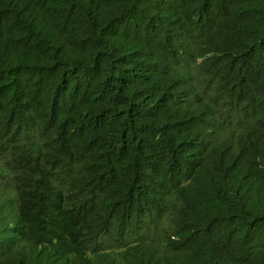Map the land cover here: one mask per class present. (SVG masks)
Segmentation results:
<instances>
[{
	"label": "trees",
	"instance_id": "1",
	"mask_svg": "<svg viewBox=\"0 0 264 264\" xmlns=\"http://www.w3.org/2000/svg\"><path fill=\"white\" fill-rule=\"evenodd\" d=\"M0 264H264V0H0Z\"/></svg>",
	"mask_w": 264,
	"mask_h": 264
}]
</instances>
